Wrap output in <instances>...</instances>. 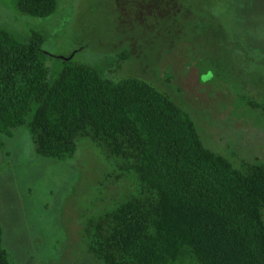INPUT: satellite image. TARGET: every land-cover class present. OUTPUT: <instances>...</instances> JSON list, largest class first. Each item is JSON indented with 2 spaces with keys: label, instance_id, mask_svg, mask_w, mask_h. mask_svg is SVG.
<instances>
[{
  "label": "rangeland",
  "instance_id": "1",
  "mask_svg": "<svg viewBox=\"0 0 264 264\" xmlns=\"http://www.w3.org/2000/svg\"><path fill=\"white\" fill-rule=\"evenodd\" d=\"M1 29L44 37L49 83L64 58L112 81L140 79L183 109L209 148L264 157V114L247 109L264 98V0H57L45 18L0 0ZM1 140L9 264H102L79 242L82 220L133 193V175L115 179L118 159L103 158L88 138L64 160L37 155L25 126Z\"/></svg>",
  "mask_w": 264,
  "mask_h": 264
},
{
  "label": "trees",
  "instance_id": "2",
  "mask_svg": "<svg viewBox=\"0 0 264 264\" xmlns=\"http://www.w3.org/2000/svg\"><path fill=\"white\" fill-rule=\"evenodd\" d=\"M10 1L32 18L57 8V0ZM43 39L0 30V149L21 126L45 158L72 157L76 140L88 138L118 159L115 179L133 175V193L82 220L87 254L102 264H264V157L209 148L194 120L140 79L112 81L69 59L49 83ZM247 103L264 114V98ZM0 264H9L1 230Z\"/></svg>",
  "mask_w": 264,
  "mask_h": 264
},
{
  "label": "water",
  "instance_id": "3",
  "mask_svg": "<svg viewBox=\"0 0 264 264\" xmlns=\"http://www.w3.org/2000/svg\"><path fill=\"white\" fill-rule=\"evenodd\" d=\"M63 60H67V59L64 58Z\"/></svg>",
  "mask_w": 264,
  "mask_h": 264
}]
</instances>
